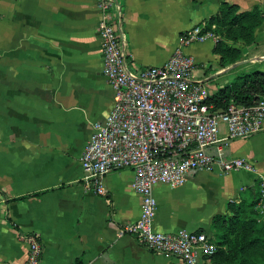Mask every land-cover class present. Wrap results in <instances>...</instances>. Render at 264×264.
Segmentation results:
<instances>
[{"label":"crops","instance_id":"crops-1","mask_svg":"<svg viewBox=\"0 0 264 264\" xmlns=\"http://www.w3.org/2000/svg\"><path fill=\"white\" fill-rule=\"evenodd\" d=\"M117 1L125 52L133 63L153 66L164 63L181 33L203 24L222 0ZM227 1L240 10L264 6V0ZM98 17L96 0H0V264L23 261L21 235L27 233L40 238L39 264H181L121 233L140 213L131 168L107 172L104 194L83 180L80 155L114 96L102 73ZM255 35L254 43L241 45L236 65H220L212 39L183 46L195 60L194 78L210 96L242 72L264 71V23ZM226 153L253 166L191 170L181 185H154L156 231L202 230L214 240L213 216L226 213L247 187L257 191L264 131L230 140ZM202 264H212L211 258Z\"/></svg>","mask_w":264,"mask_h":264},{"label":"built area","instance_id":"built-area-1","mask_svg":"<svg viewBox=\"0 0 264 264\" xmlns=\"http://www.w3.org/2000/svg\"><path fill=\"white\" fill-rule=\"evenodd\" d=\"M97 30L102 50V73L113 89V106L104 121L92 131L79 162L83 180L99 194L105 193L104 176L114 168H131L132 190L140 196V213L123 226L121 233L133 235L153 252L177 257L181 264H202L216 250L203 231L160 232L153 228L158 183L178 186L188 171L229 172L251 168L252 162L226 153L228 142L264 131V93L252 105L230 101L215 108L204 83L194 78V58L183 46L218 38L195 25L181 34L179 45L160 65L133 63L124 50L117 24L121 7L117 0H96ZM224 128L225 134L220 135ZM257 221L264 222V174L255 199ZM27 244L20 264H39L40 238L22 234Z\"/></svg>","mask_w":264,"mask_h":264},{"label":"trees","instance_id":"trees-1","mask_svg":"<svg viewBox=\"0 0 264 264\" xmlns=\"http://www.w3.org/2000/svg\"><path fill=\"white\" fill-rule=\"evenodd\" d=\"M262 23L264 6L240 10L238 4L222 0L217 12L204 21L201 32L211 31L218 36L213 53L224 66L240 59L241 45L256 41L255 30ZM263 93L264 71L251 70L238 74L208 99L215 108L223 109L230 101L252 105ZM254 193V188L247 187L238 202L227 204L226 213L213 216L211 229L216 250L209 256L212 264H264V222L257 221Z\"/></svg>","mask_w":264,"mask_h":264},{"label":"water","instance_id":"water-1","mask_svg":"<svg viewBox=\"0 0 264 264\" xmlns=\"http://www.w3.org/2000/svg\"><path fill=\"white\" fill-rule=\"evenodd\" d=\"M238 63H240V61L234 62V64H233V65H236V64H238Z\"/></svg>","mask_w":264,"mask_h":264}]
</instances>
